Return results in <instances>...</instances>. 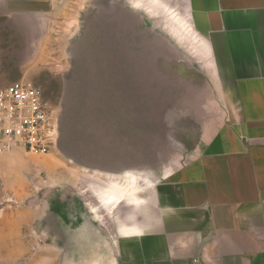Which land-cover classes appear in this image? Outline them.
<instances>
[{"label": "crops", "instance_id": "0c3cea01", "mask_svg": "<svg viewBox=\"0 0 264 264\" xmlns=\"http://www.w3.org/2000/svg\"><path fill=\"white\" fill-rule=\"evenodd\" d=\"M133 19L150 41L168 43L167 53L115 54L109 46L97 57L110 61L89 73L111 81L138 74L139 81L146 73L193 70L171 44L192 39L222 116L198 119L187 159L164 168L143 197L135 194L137 178L126 176L99 192L121 213L120 225L107 230L112 241L102 237L101 264H264V0H0V88L44 73V57L56 49L48 43L64 42L71 29L74 38L86 20L98 41L144 42L128 38Z\"/></svg>", "mask_w": 264, "mask_h": 264}, {"label": "rangeland", "instance_id": "374dc122", "mask_svg": "<svg viewBox=\"0 0 264 264\" xmlns=\"http://www.w3.org/2000/svg\"><path fill=\"white\" fill-rule=\"evenodd\" d=\"M129 21V40L144 42L98 41L86 20L74 38L71 29L64 42H49L56 49L44 57V73L25 80L51 105L58 139L46 155L17 150L0 155V264H101L106 256L99 248L102 237L112 241L107 230L120 225L121 213L105 205L99 192L126 176L128 182L137 178L135 194L143 197L164 168L187 159L201 126L198 119L221 118L216 91L198 70L200 47L192 39L171 44L193 70L146 73L139 81L138 74L111 81L89 73L110 61L97 57L109 46L115 54L128 50L135 56L170 49L168 43L150 41L146 28ZM113 34L120 38V25L113 26ZM129 65L135 66L136 59L129 58ZM105 82L117 88L106 89Z\"/></svg>", "mask_w": 264, "mask_h": 264}, {"label": "built area", "instance_id": "2783aa9c", "mask_svg": "<svg viewBox=\"0 0 264 264\" xmlns=\"http://www.w3.org/2000/svg\"><path fill=\"white\" fill-rule=\"evenodd\" d=\"M58 125L42 91L26 82L0 88V155L21 151L32 156L56 147Z\"/></svg>", "mask_w": 264, "mask_h": 264}]
</instances>
